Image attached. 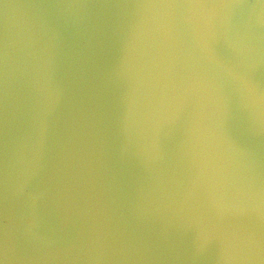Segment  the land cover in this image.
<instances>
[{"label":"water","instance_id":"95a60500","mask_svg":"<svg viewBox=\"0 0 264 264\" xmlns=\"http://www.w3.org/2000/svg\"><path fill=\"white\" fill-rule=\"evenodd\" d=\"M124 2L0 0V264H264V131L228 61L252 65L259 96L260 0L204 10L191 45L170 9L132 19ZM203 37L236 82L223 123L220 83L192 51ZM169 105L182 125L165 139ZM205 226L253 233L255 256H194L186 237Z\"/></svg>","mask_w":264,"mask_h":264},{"label":"snow or ice","instance_id":"6c2138e0","mask_svg":"<svg viewBox=\"0 0 264 264\" xmlns=\"http://www.w3.org/2000/svg\"><path fill=\"white\" fill-rule=\"evenodd\" d=\"M163 7L171 10V19L174 27L183 35L185 40L191 45L194 37V22L198 16H203L204 10L214 8H245L249 5L245 0H125L124 3L116 7L132 11V19L141 15L136 10L145 7ZM261 8H264V0H260ZM108 39L115 44L118 42V31L115 28L110 29ZM213 48L217 55L221 56L222 45L219 41L213 46L207 37H203L196 47H193V54L198 58L203 67L212 72L214 78L219 81L223 92L221 105L222 123L227 119V112L230 106L239 108V102L236 95L237 88L234 79L230 78L227 69L221 68L209 63L207 55L201 53L208 48ZM229 62L235 63L241 73L244 74L243 86L248 99V106L254 113L257 105L259 106L261 129L264 131V88L261 89L257 96L254 85L251 83L252 70L251 66H241L239 61L228 59ZM233 76L235 73L232 74ZM173 114V128H162L161 132L165 139L170 138L182 125V116L175 112L174 107L169 105L166 112L162 114V119H168L169 114ZM248 119L249 116L247 115ZM261 216L264 218V203L261 204ZM186 241L191 245L194 256H202L208 252L211 247H216L220 255L228 257H253L257 252V241L253 233H249L243 243L239 238L232 234L214 233L212 229L205 226L199 231L190 233ZM259 253L264 256V228L259 241ZM108 249H97V251H107ZM112 251L115 249H111Z\"/></svg>","mask_w":264,"mask_h":264}]
</instances>
